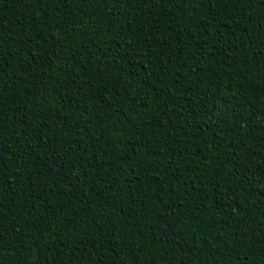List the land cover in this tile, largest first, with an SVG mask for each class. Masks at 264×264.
Instances as JSON below:
<instances>
[{
  "label": "trees",
  "instance_id": "trees-1",
  "mask_svg": "<svg viewBox=\"0 0 264 264\" xmlns=\"http://www.w3.org/2000/svg\"><path fill=\"white\" fill-rule=\"evenodd\" d=\"M0 264H264V0H0Z\"/></svg>",
  "mask_w": 264,
  "mask_h": 264
}]
</instances>
